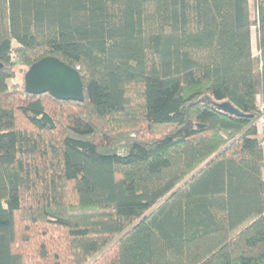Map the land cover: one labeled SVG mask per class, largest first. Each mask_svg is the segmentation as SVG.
Wrapping results in <instances>:
<instances>
[{"label": "trees", "instance_id": "trees-1", "mask_svg": "<svg viewBox=\"0 0 264 264\" xmlns=\"http://www.w3.org/2000/svg\"><path fill=\"white\" fill-rule=\"evenodd\" d=\"M255 11L0 0V264H264ZM45 56L79 71L83 101L14 81Z\"/></svg>", "mask_w": 264, "mask_h": 264}, {"label": "water", "instance_id": "water-1", "mask_svg": "<svg viewBox=\"0 0 264 264\" xmlns=\"http://www.w3.org/2000/svg\"><path fill=\"white\" fill-rule=\"evenodd\" d=\"M24 90L30 94L47 93L64 101H83V84L79 71L55 56H45L32 63L23 76ZM218 108L231 114L236 109L228 102Z\"/></svg>", "mask_w": 264, "mask_h": 264}, {"label": "rangeland", "instance_id": "rangeland-1", "mask_svg": "<svg viewBox=\"0 0 264 264\" xmlns=\"http://www.w3.org/2000/svg\"><path fill=\"white\" fill-rule=\"evenodd\" d=\"M249 13H250L251 21H254L256 18L255 0H249ZM251 47H252V54L254 56H257L258 51H257V47H256V26H255V24L251 26ZM23 76H24L23 73H20V72L16 73L14 81L20 83L23 80ZM8 82H10V80H8ZM257 128H258L259 133H261L263 131L262 120H258ZM263 176H264V167H263ZM100 254H96L94 257H92L88 261V264H92L94 262V260L99 257Z\"/></svg>", "mask_w": 264, "mask_h": 264}]
</instances>
